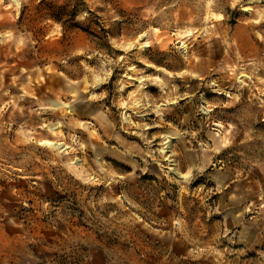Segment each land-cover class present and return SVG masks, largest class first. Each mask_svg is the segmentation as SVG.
<instances>
[{
  "label": "rangeland",
  "instance_id": "rangeland-1",
  "mask_svg": "<svg viewBox=\"0 0 264 264\" xmlns=\"http://www.w3.org/2000/svg\"><path fill=\"white\" fill-rule=\"evenodd\" d=\"M92 262L264 264V0H0V264Z\"/></svg>",
  "mask_w": 264,
  "mask_h": 264
},
{
  "label": "crops",
  "instance_id": "crops-1",
  "mask_svg": "<svg viewBox=\"0 0 264 264\" xmlns=\"http://www.w3.org/2000/svg\"><path fill=\"white\" fill-rule=\"evenodd\" d=\"M97 256H98V255H97ZM95 257H96V256H95ZM91 264H95V263L92 262Z\"/></svg>",
  "mask_w": 264,
  "mask_h": 264
}]
</instances>
